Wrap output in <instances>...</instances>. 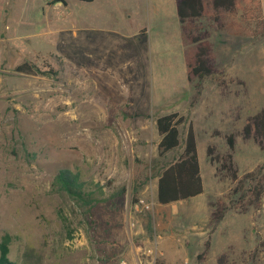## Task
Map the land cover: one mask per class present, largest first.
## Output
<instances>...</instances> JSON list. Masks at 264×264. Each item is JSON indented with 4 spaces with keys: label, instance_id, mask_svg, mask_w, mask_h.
Wrapping results in <instances>:
<instances>
[{
    "label": "rangeland",
    "instance_id": "374dc122",
    "mask_svg": "<svg viewBox=\"0 0 264 264\" xmlns=\"http://www.w3.org/2000/svg\"><path fill=\"white\" fill-rule=\"evenodd\" d=\"M8 1L10 28L0 34V244L8 242V259L264 264V140L251 121L264 108V0L258 9L239 0L236 13H223L240 35L210 17L197 22L217 74L194 83L175 0ZM24 61L57 75L16 73ZM172 112L185 118L181 142L194 128L204 191L160 205L154 165L175 161L182 146L160 158L155 120ZM228 154L236 180L222 169ZM62 170L100 202L84 210L55 183ZM250 172L263 180L260 201L248 191L258 180L237 191ZM145 178L133 203L132 187ZM218 207L224 215L213 221Z\"/></svg>",
    "mask_w": 264,
    "mask_h": 264
},
{
    "label": "trees",
    "instance_id": "16d2710c",
    "mask_svg": "<svg viewBox=\"0 0 264 264\" xmlns=\"http://www.w3.org/2000/svg\"><path fill=\"white\" fill-rule=\"evenodd\" d=\"M81 2H93L95 0H76ZM64 2L63 0H54L50 2L55 4ZM248 4H253L254 9L260 8L257 0H246ZM176 13L180 23L181 42L184 47L183 56L186 65L187 81L194 83L202 81L208 77L217 74V67L214 62V52L211 43L207 40L208 33L200 32L197 22L203 17H210L217 22L220 29L229 34L240 35L238 28L222 21L223 13H236L239 9V0H175ZM15 72L24 75H48L55 76L57 72L52 68L42 71L34 66L31 62H23L15 67ZM251 121L255 126V134L264 140V108L255 114ZM185 118L178 112H172L155 120L156 130L160 137L157 145L158 156L164 158L167 154L179 149L182 146L180 156L173 162H157L154 165V173L157 178L156 198L160 205H169L175 202H185L194 197L201 195L204 191L203 179L197 151L196 134L190 123L181 142L180 127L184 124ZM245 133L250 134V127L244 128ZM227 144L230 149L234 147V138L232 135L227 137ZM209 155L212 154V148L208 149ZM212 159V158H211ZM232 156L226 155L222 163V169L229 170L234 180L237 179L236 173L232 170ZM215 159H213L214 161ZM259 173V171H258ZM264 177V176H263ZM136 181L132 187V201L139 202V192L143 189L146 182ZM258 182L248 189L254 199L260 201L261 182L257 174L250 172L245 174L239 181L237 191L243 190V183L247 181ZM55 183L61 190L67 193L72 199L80 204L84 210H90L96 206L100 200L94 196V192L88 190L86 183L81 180L77 173L69 170L59 171L55 178ZM124 189L119 190L113 197H123ZM236 191V190H235ZM242 205L243 196L238 200ZM253 199L249 200L252 203ZM222 202L218 201L217 205L221 206ZM224 208L218 207L212 214L213 221H219L224 215ZM208 242H206V248ZM8 242L4 240L0 244V264H19L8 259ZM221 261V260H220Z\"/></svg>",
    "mask_w": 264,
    "mask_h": 264
},
{
    "label": "crops",
    "instance_id": "0c3cea01",
    "mask_svg": "<svg viewBox=\"0 0 264 264\" xmlns=\"http://www.w3.org/2000/svg\"><path fill=\"white\" fill-rule=\"evenodd\" d=\"M8 6H9L8 0H0V34H1L2 30H5V29L9 30V28H10L9 22H10L11 17L8 16V11H7ZM24 62H26V61H24ZM20 64H17V66ZM176 203H178V202L171 203L169 205L176 204Z\"/></svg>",
    "mask_w": 264,
    "mask_h": 264
},
{
    "label": "built area",
    "instance_id": "2783aa9c",
    "mask_svg": "<svg viewBox=\"0 0 264 264\" xmlns=\"http://www.w3.org/2000/svg\"><path fill=\"white\" fill-rule=\"evenodd\" d=\"M54 0H48V2H53ZM120 264H127L126 261H121Z\"/></svg>",
    "mask_w": 264,
    "mask_h": 264
},
{
    "label": "water",
    "instance_id": "95a60500",
    "mask_svg": "<svg viewBox=\"0 0 264 264\" xmlns=\"http://www.w3.org/2000/svg\"><path fill=\"white\" fill-rule=\"evenodd\" d=\"M61 2H58V3H56V4H60Z\"/></svg>",
    "mask_w": 264,
    "mask_h": 264
}]
</instances>
